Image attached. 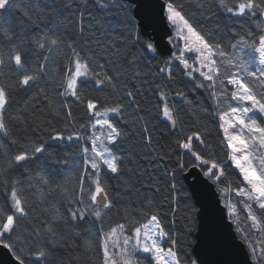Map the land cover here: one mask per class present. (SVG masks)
<instances>
[{"label": "snow or ice", "instance_id": "obj_1", "mask_svg": "<svg viewBox=\"0 0 264 264\" xmlns=\"http://www.w3.org/2000/svg\"><path fill=\"white\" fill-rule=\"evenodd\" d=\"M95 4L100 9L118 8L123 13L127 29L119 47L99 40L95 42V47L102 48V54L108 56L105 64L90 59L78 41L70 42L59 6L45 11L39 0H0V141L15 137L17 131L27 135L36 123L38 105L31 108L30 114L21 110L12 127H9L5 116L14 103V95L35 87L46 74L48 58L66 48L71 52L70 66L60 85L63 91L57 95L72 97L83 105L90 122L87 127L91 129L86 138L73 129L66 139H86L82 148L85 157L83 171L95 177L89 180L87 188L81 178L77 192L63 189L68 200L67 207L63 202L55 207H41L39 215L33 217V225L27 231L21 230L19 225L33 214L35 206L30 205L29 200L34 198L36 189L32 187L33 181H29L26 188L24 181L15 178L14 173L39 160L45 147L42 144L21 146L23 136L12 139L7 146L0 142V189L4 194V206L0 207V249L9 254L11 264H50L49 257L59 247L70 248L63 240L60 229L75 227L85 221L93 225L103 223L104 216L118 202L111 193L115 191L117 198L121 193L119 188L102 183L101 171L106 170L117 179L126 175L122 158L113 152V146L125 132L111 117H123L133 106L135 113L141 111L136 103L140 93L125 89L127 104L124 98H119L105 106L107 101L90 97L87 91L82 94L81 86L87 88L90 82L97 90H104L106 86L115 89L120 73L125 70L129 78L139 80L138 60L144 56L155 58L159 55L163 58V66L157 67L155 75L163 83L155 90L157 118H162L167 124L174 140L169 145L171 153L165 152L162 147L157 151L152 147L153 136L148 123L137 115L134 123L140 124L137 132L141 147L146 149L145 156L159 165L165 162V157L171 161L174 153L176 159L171 165L164 163L161 170L168 182V199L175 204L183 198L187 205L184 218L188 229L186 236L192 235L197 215L196 206L187 204L191 197H182L187 191V181H192L194 191L202 186L212 191L218 205L223 201L221 210L227 213L230 227L237 219L236 207L229 200L230 191L241 198L240 203L249 222L248 231L235 223L236 237L245 249L246 264H264V242L259 244L258 252L250 235L255 231L258 238L264 240L260 235L264 234V121L258 122L255 118L257 114L264 116V0H213L211 6L207 0H195L194 4L185 3V0H163L159 13L166 29L160 37L163 48L156 37L146 31L148 26H152L153 18L139 12L137 0H95ZM13 11L21 24L39 30L34 33V41H28L27 34H17L6 15ZM218 13L229 18L248 17L259 23L236 42L225 46L222 40L216 39L218 30L203 26L204 18L212 23ZM198 15L202 18L197 19ZM79 31H84L82 24ZM29 49H39L45 63L32 68L28 64ZM106 64L111 67H106ZM177 73L195 90L207 93V100L212 102L204 109L207 114L204 118L218 121L223 157L220 152L208 150L209 145L199 130H184L182 112L169 95ZM175 96L189 102L183 92L177 91ZM44 98L50 106L60 103L67 109L62 100L56 101L47 93H44ZM67 115H72L70 109ZM122 123L127 124L128 121L124 119ZM50 139L64 140L65 137L57 132ZM12 145H16L17 151H11ZM233 173L237 175L239 184L230 190L226 181ZM24 174H27V169ZM34 183L47 190L48 180L41 172L35 173ZM120 183L126 184L123 180ZM221 184L226 186L221 188ZM135 188L136 184H131L123 195H130ZM145 201L144 215L136 212L135 218L128 216L124 222L110 225L107 231L103 227L98 228L96 246L89 243L86 247L102 255V264H145V261L149 264H203L199 257L193 259L186 250L192 247L190 242L185 243L184 250L177 248L178 240L165 230L160 218L151 213V202L147 197ZM61 208H64L63 213ZM165 241L169 245L167 248L164 247Z\"/></svg>", "mask_w": 264, "mask_h": 264}, {"label": "trees", "instance_id": "obj_2", "mask_svg": "<svg viewBox=\"0 0 264 264\" xmlns=\"http://www.w3.org/2000/svg\"><path fill=\"white\" fill-rule=\"evenodd\" d=\"M120 2L123 1L120 0ZM39 3L45 11L59 6L64 28L67 29L70 42L78 41L83 50L89 54V58L96 60L99 64H105L108 56L102 54V48L95 47V42L99 40L107 42L113 47H119L127 35L123 13L116 7L100 9L96 7L95 0H39ZM185 3L194 4L195 0H185ZM207 3L211 6L213 0H207ZM6 15L8 21L14 25L18 35L24 36L27 34L28 41L35 40L36 36L34 33H38V29L29 28L21 24L20 18L15 11ZM208 15H211V13ZM201 18V15L197 16V19ZM204 19L205 23L203 26L209 30H218L219 34L216 39L222 40L225 46L236 42L240 36L245 35L250 29L256 28L259 23L258 20L248 17L229 18L223 13L216 14L212 23H208L207 19ZM80 24L84 27L82 33L79 31ZM28 41L25 42L27 43ZM70 57L71 52L66 48L53 53L46 61V74L29 91L18 92L14 95V103L5 116L6 121H9V127H12V123H14L17 114L21 110H24L26 114H30L33 106L38 105L39 107L38 119L27 131V135L17 131L15 137H9L8 141H0L7 146L12 139L23 136V139L20 140L21 146L42 144L45 147V152L39 160L32 161L31 164L25 165L14 173L15 178L24 181L26 188L29 186L28 182L33 181L32 187L36 189L34 198L29 200V204L35 206L32 210L33 214L19 225L20 229L24 231H27L33 225V217L39 215L41 207H55L61 202L67 207L68 200L65 198L63 189L67 188L71 193L77 192L81 178H83L86 188L89 180L95 178L83 171V160L85 157L82 148L86 144V139L79 141L75 139L68 141L66 139L68 135L72 134L73 129L81 133L85 138L90 133V127H87L90 122L84 106L79 105L72 97L57 95L58 92L63 91L60 85L65 79L67 68L70 66ZM162 59L159 56L155 58L141 57L138 60L141 79L129 78L127 70H125L120 73L115 89L106 86L104 90H97L90 82L87 88L81 86L82 94L87 91L90 97L98 98L100 101H107L105 106L110 104L113 99L119 98H124L127 104L128 101L124 96V90L138 91L140 94L137 96L136 103L139 104L142 110L135 113V106H133L127 109L123 117H111L113 122L117 123L125 132V135L113 146V152L122 158V168L125 170L126 175L117 179L102 169L100 178L103 184L119 188L121 193L119 198H117L115 191L111 193L113 199L118 200L116 207L104 216L102 224L96 222L93 225V223L85 221L75 227L69 226L67 229H60L63 240L67 241L70 248L59 247L49 257L50 264H102V255L99 252L94 253L86 245L91 243L93 247L96 246L98 228L103 227L107 231L110 225L116 222H124L128 216L135 218L136 212L144 215L145 197L151 202V213L156 214L164 225L165 230L171 232L178 240L177 248L184 250L186 242H190L193 246L197 218L193 225L192 235L186 236L188 229L185 226L184 218L187 205L183 198H180L175 204L168 199V182L165 173L161 170L164 167V163L171 165L176 157L172 153L171 161L165 157V162L159 165L151 161V157L145 156L146 149L141 147L142 142L137 132L140 124L134 123L137 115L143 117L144 122L148 123V127L152 132V147L156 148L157 151L162 147L165 152L171 153L169 145L174 140V136L162 118H157L158 100L155 90L163 82L158 80L155 73L158 66H163ZM43 63L45 61L40 55V50L29 49L28 64L35 68L37 64ZM106 67L110 68L111 65L106 64ZM5 71L7 72L8 70ZM113 75H116V73H113ZM174 79L175 82L171 85L169 95L170 99L175 102L176 108L182 112L181 118L185 122L184 130H199L209 145L208 150L220 152L221 157H223V152L220 151L222 135L218 127V121L212 118H204L207 115L204 109L212 103L207 100V93L202 92V90H195L193 85L187 83L180 73H177ZM41 89H44L43 93ZM177 91L183 92L190 103L181 101L179 97H176L175 92ZM44 93H47L48 97L54 98L56 101H64L67 109L60 103H56L54 107L48 105L47 100L44 98ZM68 109L71 110V116L67 115ZM124 119L128 121L127 124L122 123ZM86 128L87 130H85ZM57 132L62 133L65 139H50ZM11 151H17L16 145H12ZM65 160H67V163H64ZM25 169H27L26 175L24 174ZM38 171L44 174L48 180L47 190L41 189L40 185L34 183L35 173ZM129 176L131 177L130 179ZM121 180L125 181L126 184L122 185L120 183ZM131 184H136V188L130 195H123ZM226 184L230 190L236 187L239 184L237 175L233 173L228 176ZM226 184H221V188H224ZM185 188L187 191L182 194V197H191L186 184ZM157 189L160 190L158 191ZM41 192H43V195H41ZM240 199L235 196L234 192L230 191L229 200L236 207L235 215L237 218L233 226H235V223H239L243 230L248 231L249 222L246 219V212L243 210V204L240 203ZM221 203L223 204V201ZM187 204L195 205L192 197L187 201ZM3 206L4 194L3 190L0 189V207ZM60 211L63 213L64 208H61ZM250 235L253 244L259 252V244L264 242V240L258 238L255 231L250 232ZM260 235L264 237V234ZM168 246L165 241L164 247L167 248ZM186 250L192 254V247ZM145 264H149V262L145 261Z\"/></svg>", "mask_w": 264, "mask_h": 264}, {"label": "water", "instance_id": "obj_3", "mask_svg": "<svg viewBox=\"0 0 264 264\" xmlns=\"http://www.w3.org/2000/svg\"><path fill=\"white\" fill-rule=\"evenodd\" d=\"M162 3V0H137L139 12L153 18L152 26H148L146 31L156 37L161 48L164 44L160 37L166 31L159 18ZM185 184L197 207V225L192 246L194 259L199 257L203 264H246L245 249L236 237L234 226L230 227L227 213H222V203L218 205L213 198L214 193L206 187H198L194 191L191 180ZM0 264H11L9 254L3 249H0Z\"/></svg>", "mask_w": 264, "mask_h": 264}, {"label": "rangeland", "instance_id": "obj_4", "mask_svg": "<svg viewBox=\"0 0 264 264\" xmlns=\"http://www.w3.org/2000/svg\"><path fill=\"white\" fill-rule=\"evenodd\" d=\"M255 118L258 120V122L264 121V116H260L259 114H257ZM90 132H91V129H90Z\"/></svg>", "mask_w": 264, "mask_h": 264}]
</instances>
